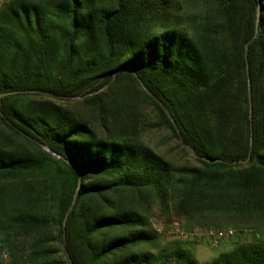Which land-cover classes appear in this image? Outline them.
Segmentation results:
<instances>
[{"label": "trees", "instance_id": "obj_1", "mask_svg": "<svg viewBox=\"0 0 264 264\" xmlns=\"http://www.w3.org/2000/svg\"><path fill=\"white\" fill-rule=\"evenodd\" d=\"M155 209L264 264V0H4L0 264H200Z\"/></svg>", "mask_w": 264, "mask_h": 264}, {"label": "rangeland", "instance_id": "obj_2", "mask_svg": "<svg viewBox=\"0 0 264 264\" xmlns=\"http://www.w3.org/2000/svg\"><path fill=\"white\" fill-rule=\"evenodd\" d=\"M4 0H0V4ZM60 105H65L68 107H71L72 104H64V103H58ZM143 112L150 115L148 106L143 107ZM143 139L144 142L148 145H150L151 148H153L155 151L164 154L165 156L169 157L173 161H179L182 159L185 163H190L188 157H185L180 148L177 146L176 142L168 136L166 132H158V131H151L146 130L143 132ZM151 216L152 221V227L156 230L157 227L162 226L165 228L171 221L177 220L172 219L169 222L162 221L160 219L158 211L155 209L153 210ZM246 237L250 238L251 236L247 235ZM166 239L172 240H183L186 242V248L189 249L195 256L196 260L200 264H206L211 262L213 259H215L220 253L227 252L231 249V242L235 239L230 238L223 243L213 246L206 238L203 237H195V238H178V237H165Z\"/></svg>", "mask_w": 264, "mask_h": 264}, {"label": "built area", "instance_id": "obj_3", "mask_svg": "<svg viewBox=\"0 0 264 264\" xmlns=\"http://www.w3.org/2000/svg\"><path fill=\"white\" fill-rule=\"evenodd\" d=\"M158 234L164 237H178V238H195L203 237L206 238L213 246H217L224 241L232 238L237 233V230L234 228H225V229H207V230H193L185 231L179 221L173 220L165 228L159 226L156 228ZM241 234L253 236L255 239H260L264 233V228L262 231H258L250 228H242ZM8 255L6 251L0 249V261H7Z\"/></svg>", "mask_w": 264, "mask_h": 264}, {"label": "water", "instance_id": "obj_4", "mask_svg": "<svg viewBox=\"0 0 264 264\" xmlns=\"http://www.w3.org/2000/svg\"><path fill=\"white\" fill-rule=\"evenodd\" d=\"M260 13V9L258 8V15ZM257 32H258V29H257V25H256V29H255V35H254V38L257 36ZM245 50H247V47H245ZM140 83V86L142 87V89L145 91V93L149 96H151L154 100H156V98L154 96H152V94L147 90V88L142 84V82H139ZM248 94H249V97H250V83L248 81ZM251 112V110H250ZM171 119V122L172 124L174 125V122ZM187 151L190 153V155L194 158V159H197L198 156L196 155V153L194 152V150L192 148H190L189 146H185ZM48 152H50L47 148H45ZM51 153V152H50ZM249 157H247L245 160H239V161H235L233 162L232 164L235 165V164H246L249 162ZM203 161L205 162H208V163H215L217 162V160H207V159H202Z\"/></svg>", "mask_w": 264, "mask_h": 264}]
</instances>
